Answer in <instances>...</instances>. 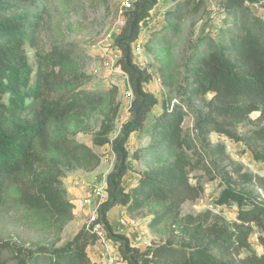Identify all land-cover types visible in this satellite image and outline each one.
<instances>
[{"label":"trees","instance_id":"obj_1","mask_svg":"<svg viewBox=\"0 0 264 264\" xmlns=\"http://www.w3.org/2000/svg\"><path fill=\"white\" fill-rule=\"evenodd\" d=\"M54 1L0 0V264H97L88 253L98 241L92 226H83L72 240L60 244L64 228L75 217L63 181L69 172H92L99 166L100 156L75 136L86 131L90 113L105 107L94 144H110L116 163L95 224L118 245L123 262L264 264V254L252 242L257 235L264 247L263 176L240 164L220 174L226 187L215 206L235 207L234 221L212 210L181 215L183 205L204 192L201 184H192L191 173L211 174L210 165L218 163L215 156L229 159L224 145L209 148L212 134L242 143L264 164V20L252 9L257 0H221L223 18L215 32L201 33L190 42L176 77L169 65L163 68L170 102L173 96L176 102L164 104L156 115L158 98L146 88L152 75L136 64L134 44L159 0H137L125 12L126 22L114 43L133 100L131 118L113 140L109 136L118 114L114 96L76 86L85 75L72 64L84 56L83 50L76 44L59 45L48 53L44 49L41 33ZM172 1L177 6L148 42L151 52L168 51L183 22L203 7V0ZM28 45L35 51L34 62ZM253 114L258 117L253 119ZM150 115L154 121L147 126ZM189 115L204 156L184 129ZM249 126L254 130L238 134L240 127ZM147 129L150 141L133 157L145 170L136 184L126 187L123 181L131 171L128 143L133 134ZM115 207L128 216L149 209V226L167 223V239L144 249L134 246L109 220Z\"/></svg>","mask_w":264,"mask_h":264},{"label":"rangeland","instance_id":"obj_2","mask_svg":"<svg viewBox=\"0 0 264 264\" xmlns=\"http://www.w3.org/2000/svg\"><path fill=\"white\" fill-rule=\"evenodd\" d=\"M124 1L126 0H55L49 8V14L46 16L41 33L46 53L63 44H76L83 50L84 56L76 59L72 64L74 70L85 75V78L76 85L78 88L89 92L109 91L110 95L114 96V104L118 106V114L113 123L114 131L109 136L110 140L115 139L122 130V126L130 120V107L133 100L128 95L130 88L128 78L117 65L121 53L114 44L126 22L125 13H120ZM130 1L135 3L137 0ZM176 6L177 2L175 1L159 0V4L152 11L149 20L142 24L143 31L139 40L134 44L136 64L148 70L152 75V82L146 88L158 98L159 103L154 110L155 115L162 112L164 104L176 102L174 96L170 102L169 88L163 79L162 73L165 65H169V72H172V76L176 77L177 73L181 71L182 57L188 50L190 42L201 33L211 32L213 34L223 18L221 0H203V7L200 11L190 15L183 22L181 32L174 39L169 50L151 52V45L148 46L151 35L165 24V16L173 11ZM252 9L256 15L264 20V0H257L255 4H252ZM27 50L30 60L34 62L35 51L29 45ZM107 110L108 107H105L90 113L85 118L86 131L79 132L75 136L78 142L91 147L101 158L99 166L94 171L75 170L69 172L63 181L64 186L66 184L69 187L72 183L76 188L82 189L83 197L80 196L81 200L95 187L106 188L107 177L113 171L116 163L110 144L104 146L94 144V137L101 128ZM155 115L149 116L147 126L152 124ZM257 117L258 114L252 115L253 119ZM184 129L187 134L195 139V147L204 156L205 151L202 149L204 147L196 138L192 116L189 115L185 118ZM252 130L254 127H240L238 134L246 135ZM149 141L148 129L131 136L127 146L131 156V171L123 181L126 187H129L131 183L136 184L140 179V173L145 170L143 164L134 160L133 157L136 150L146 146ZM218 144L226 147L229 159L219 161V158L215 156L213 160H218V163L216 166L210 165L211 174L200 170L191 173L192 184H201L204 187V192L197 201L186 202L183 205L182 216L197 215L212 210L222 214L229 221H234L237 217L235 207L215 206V200L226 187L220 174L224 175L226 172H231L234 168L233 164H240L245 171L264 177V164L257 162L252 152L247 150L242 143H237L225 136L212 134L209 148H214ZM207 160L209 161L208 158ZM90 217L85 224L87 226ZM120 217H126L134 225L120 224ZM152 219L151 211L144 209L133 216H128L126 211L114 214L110 222H112L116 232L125 235L130 234L131 238L133 237L132 244L144 249L152 244L164 242L168 237V224L165 223L156 229H152L149 226ZM65 228L61 234L60 244H66L76 235L75 230L65 235ZM252 242L257 252L264 254V247L259 244L257 235L253 237ZM100 245L104 246L107 255L114 254L116 252L115 247H118L112 241L107 244L108 248L104 244Z\"/></svg>","mask_w":264,"mask_h":264},{"label":"crops","instance_id":"obj_3","mask_svg":"<svg viewBox=\"0 0 264 264\" xmlns=\"http://www.w3.org/2000/svg\"><path fill=\"white\" fill-rule=\"evenodd\" d=\"M134 185V183H131L129 187ZM65 187L67 189L68 193V198L69 200L74 204L75 209H74V220L70 222L66 228H65V235L74 232L75 234L80 231V229L86 224L87 219L91 216L93 209L92 207H85L82 204V200L80 199V196L83 197L82 195V189L76 188L72 183L69 185V187L65 184ZM125 209L121 207H115L110 213H109V220L112 221L111 219L113 218L114 214H119V213H124ZM121 218V217H120ZM112 223V222H111ZM131 242H133V237L131 238L130 234H126ZM117 246L115 247V250L117 252ZM90 258L97 264H109L108 262V255L107 252L104 250V246L97 244L89 248L88 250ZM118 264H126L125 262L121 261Z\"/></svg>","mask_w":264,"mask_h":264},{"label":"built area","instance_id":"obj_4","mask_svg":"<svg viewBox=\"0 0 264 264\" xmlns=\"http://www.w3.org/2000/svg\"><path fill=\"white\" fill-rule=\"evenodd\" d=\"M133 2L130 0H126L122 3V10L121 14H124L126 11L130 10L133 8ZM128 95L130 98H133V93L131 89L129 88ZM107 200V193H106V188H99L95 187L93 188L90 193H88L82 200V204L85 207H92L93 212L90 217V222L88 223V226H92L93 232L97 235L98 241L97 244H104L107 246V244L110 242V240L107 238V234L103 227L100 224H95L97 218H98V209L102 203H104ZM120 224L123 225H128V224H133L132 221L127 219L126 217L120 218L119 219ZM108 248V246H107ZM121 256L119 254V251L115 252L114 254H109L108 255V262L109 264H118L121 262Z\"/></svg>","mask_w":264,"mask_h":264}]
</instances>
